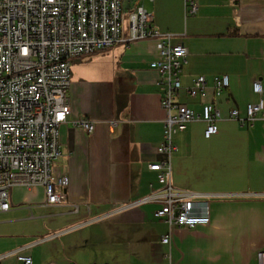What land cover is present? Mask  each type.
Instances as JSON below:
<instances>
[{"label": "crops", "instance_id": "crops-1", "mask_svg": "<svg viewBox=\"0 0 264 264\" xmlns=\"http://www.w3.org/2000/svg\"><path fill=\"white\" fill-rule=\"evenodd\" d=\"M188 15L185 0H122L128 16L143 5L153 24L176 34L189 53L180 74L177 100L201 113L205 102L221 110L218 133L206 138V124L188 123L174 135V189L208 194L210 223L175 227L171 244L162 242L167 223L155 216L159 202L139 203L161 190L157 173L164 140L165 110L157 41L118 43L72 60L68 90L69 122L59 127L61 155L52 164L61 196L49 203L43 186L10 189V209L0 212V264H258L264 248V119L244 125L230 119L232 109L246 116L249 103L264 99V0H195ZM128 24H124L125 35ZM229 76V87L213 91L214 77ZM204 75L206 97H191L185 88ZM96 122L93 132L71 122ZM118 120L116 128L108 122Z\"/></svg>", "mask_w": 264, "mask_h": 264}, {"label": "built area", "instance_id": "built-area-1", "mask_svg": "<svg viewBox=\"0 0 264 264\" xmlns=\"http://www.w3.org/2000/svg\"><path fill=\"white\" fill-rule=\"evenodd\" d=\"M185 8L188 15L198 11L195 0H185ZM175 38V33L154 26L153 14L143 5L126 16L122 0H0V212L10 209V189L14 186H43L48 202L58 203L61 196L55 186L70 182L68 177L54 182L51 168L61 155L59 127L69 122L71 113L68 90L72 60L118 43L154 39L158 58L150 65L160 77L165 118L164 140L157 148L160 158L151 162L149 169L157 173L163 187L139 203H160L155 216L168 225V233L162 237L167 245L171 244L173 228L209 224L208 194L178 191L172 186L174 135L185 130L188 123L202 121L206 124L205 137L210 138L218 133L222 114L213 102L203 103L202 112L197 113L177 100L183 88L180 74L189 50L183 42L175 43ZM229 84L227 74L215 76L214 94L221 95ZM253 89L260 96L259 101L249 103L243 117L232 109L230 119L242 125L258 119L264 111L260 80L254 82ZM185 90L191 97H206L207 78L197 77ZM71 123L89 132L96 127V122L86 117ZM108 124L116 128L119 121ZM257 258L258 264H264V248ZM17 259L33 264L30 256L19 254Z\"/></svg>", "mask_w": 264, "mask_h": 264}, {"label": "rangeland", "instance_id": "rangeland-1", "mask_svg": "<svg viewBox=\"0 0 264 264\" xmlns=\"http://www.w3.org/2000/svg\"><path fill=\"white\" fill-rule=\"evenodd\" d=\"M125 24H128V20L127 19L125 20Z\"/></svg>", "mask_w": 264, "mask_h": 264}]
</instances>
